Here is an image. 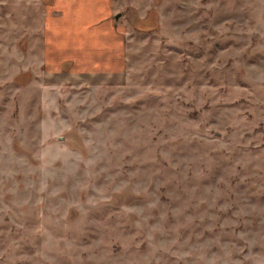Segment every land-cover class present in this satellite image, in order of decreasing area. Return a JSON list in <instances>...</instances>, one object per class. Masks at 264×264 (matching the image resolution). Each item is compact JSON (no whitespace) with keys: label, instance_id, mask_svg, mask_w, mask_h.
I'll use <instances>...</instances> for the list:
<instances>
[{"label":"rangeland","instance_id":"obj_1","mask_svg":"<svg viewBox=\"0 0 264 264\" xmlns=\"http://www.w3.org/2000/svg\"><path fill=\"white\" fill-rule=\"evenodd\" d=\"M37 1L0 0V264H264V0H121L114 75L42 68Z\"/></svg>","mask_w":264,"mask_h":264},{"label":"crops","instance_id":"obj_2","mask_svg":"<svg viewBox=\"0 0 264 264\" xmlns=\"http://www.w3.org/2000/svg\"><path fill=\"white\" fill-rule=\"evenodd\" d=\"M121 6V0H38L36 35L41 46L30 51L39 54L46 71L68 64L66 70L72 72H123L126 46Z\"/></svg>","mask_w":264,"mask_h":264},{"label":"clouds","instance_id":"obj_3","mask_svg":"<svg viewBox=\"0 0 264 264\" xmlns=\"http://www.w3.org/2000/svg\"><path fill=\"white\" fill-rule=\"evenodd\" d=\"M186 255H190V253H186Z\"/></svg>","mask_w":264,"mask_h":264},{"label":"water","instance_id":"obj_4","mask_svg":"<svg viewBox=\"0 0 264 264\" xmlns=\"http://www.w3.org/2000/svg\"><path fill=\"white\" fill-rule=\"evenodd\" d=\"M120 15H118V17H119Z\"/></svg>","mask_w":264,"mask_h":264}]
</instances>
